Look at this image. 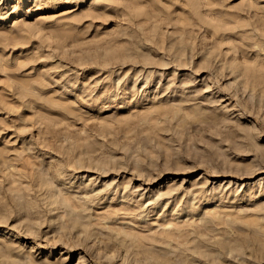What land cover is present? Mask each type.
I'll use <instances>...</instances> for the list:
<instances>
[{
	"label": "rangeland",
	"instance_id": "obj_1",
	"mask_svg": "<svg viewBox=\"0 0 264 264\" xmlns=\"http://www.w3.org/2000/svg\"><path fill=\"white\" fill-rule=\"evenodd\" d=\"M135 1L0 0V264H264V0Z\"/></svg>",
	"mask_w": 264,
	"mask_h": 264
},
{
	"label": "bare ground",
	"instance_id": "obj_2",
	"mask_svg": "<svg viewBox=\"0 0 264 264\" xmlns=\"http://www.w3.org/2000/svg\"><path fill=\"white\" fill-rule=\"evenodd\" d=\"M138 2H142L143 0H137ZM137 1H135V2H137ZM154 1V0H153ZM135 2H134V4H135ZM152 2V1H151ZM155 2V1H154ZM110 4V3H109ZM120 4H122L121 5V7H120ZM120 4H116V5H113V7L114 8H123L124 9V13H128V18H127V22H128V24L130 25V28H133L134 27V25L136 24H138L139 22L137 21V14H136V12H135V10H134V5H131V2H128V1H124V3H120ZM152 4H153V2H152ZM155 4V3H154ZM95 5H97V4H95ZM106 5H108V3H106V2H103L102 3V7H105ZM133 6V7H132ZM151 10V9H150ZM118 12V11H117ZM119 13H120V11H119ZM119 13H115L116 14V16H120V14ZM121 14H123L122 12H121ZM113 38V37H112ZM111 38V39H112ZM119 38L118 37H115V38H113V40L114 41H117ZM243 117H245V116H240V118H243ZM213 121L215 122H219L220 121V119L219 118H214L213 119ZM239 128H233L232 129V132L235 134V135H238L239 134V130H238ZM1 158V157H0ZM2 161H1V159H0V163H1ZM5 166L3 165V164H1L0 165V170L1 169H3ZM17 173V172H16ZM19 174V176H16V174H10V173H7V176H5L4 175V182H11L12 180H14V179H19L20 177H21V172H19L18 173ZM36 177L37 178H39V175H36ZM1 186V185H0ZM20 196H24L23 194L22 195H19L18 196V198L17 197H13V202L16 204V206H19V207H21V209L22 210H25L27 213H31V212H33V210L31 209V206H33V205H30V207L28 208V205H27V202H25V201H21L20 200ZM61 200V199H60ZM71 201V200H70ZM56 202H59V201H57L56 199H54V200H51L50 201V203H49V205L51 206V205H53V204H55ZM2 207V206H1ZM60 207V204H56V205H53V206H51V208L50 209H55V208H59ZM3 208V207H2ZM49 208V207H48ZM48 208H45L46 210L48 209ZM36 211V210H35ZM52 213V212H51ZM254 232L252 233V235L254 234V233H256L255 235H253V236H250V235H248V236H245V238L247 239V241L249 242V244L250 245H252V246H259L260 247V250H261V253H264V229L263 228H258V227H255L254 229ZM167 235H168V232L166 233ZM166 237V236H165ZM164 237V238H165ZM170 237V236H169ZM168 237V238H169ZM171 238V237H170ZM169 238V239H170ZM173 240V239H172ZM145 245H147L146 247L147 248H145L144 246ZM150 245V243L148 244V241H146V242H142V243H140V244H138V246L139 247H137L138 249H137V251H136V254H140V256L141 255H143L144 253H146V251H148L149 249H155V250H150L151 252L152 251H156V253H158V254H163L164 252L163 251H165V249H167L168 247H164V246H161V248H157V246H158V244H155L154 243V245H152V246H150V247H148ZM155 246V247H154ZM141 247V248H140ZM168 250V249H167ZM257 250H259V249H257ZM169 251V250H168ZM167 251V252H168ZM179 251H184V249L182 248V247H180V250ZM166 253V252H165ZM170 255V254H169ZM143 256H145V255H143ZM161 256V255H160ZM168 257H170V256H168ZM142 258V257H141ZM143 258H145V257H143ZM162 258H165V256H162V257H160V260H162ZM171 259V258H170ZM163 262L165 261L164 259L162 260ZM177 261V262H176ZM145 263L144 264H156L155 263V261L153 260V259H151V257H146L145 258V261H144ZM166 262V261H165ZM172 263L173 264H181L182 262L181 261H179L178 259H176L175 261H172ZM158 264V263H157ZM167 264V263H166Z\"/></svg>",
	"mask_w": 264,
	"mask_h": 264
}]
</instances>
